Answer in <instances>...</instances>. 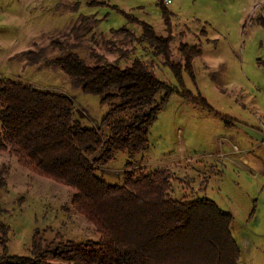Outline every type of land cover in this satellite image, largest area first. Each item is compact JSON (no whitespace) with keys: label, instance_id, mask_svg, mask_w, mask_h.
<instances>
[{"label":"rangeland","instance_id":"374dc122","mask_svg":"<svg viewBox=\"0 0 264 264\" xmlns=\"http://www.w3.org/2000/svg\"><path fill=\"white\" fill-rule=\"evenodd\" d=\"M159 1L107 0L105 4L89 5L88 0H0V77L65 92L75 100V116L88 126L100 127L110 103L102 104L100 96L82 91L55 66L31 64L25 58L9 60L8 56L48 45L52 38L70 31L80 13H92L101 19L99 26L84 37L77 49L87 62L93 63L94 49L110 60L122 57L121 65L129 64L134 53L151 64L161 79L179 85L163 56L155 54L148 44L138 40L124 43L122 35L110 31L127 24L136 33L141 32L140 26L129 22L114 7L117 5L152 23L157 32L168 34ZM71 4L77 9H71ZM164 5L173 13V59L182 58L178 50L182 41L199 44L202 49L192 62L195 78L183 71L185 85L206 96L217 110L242 122L236 123L239 134L223 130L225 126L218 114L174 93L150 128L149 145L135 156L141 160L137 167L147 171L154 166H167L176 175L175 197L209 196L230 210L235 218L233 233L243 253L239 264H264V182L228 161L222 167L219 161L204 158L214 150L220 133L234 135L239 143L233 142L232 146L238 150L248 140V144L258 139L257 143L262 142L264 0H166ZM106 40L129 50L132 56H123L118 48L109 49L112 44ZM60 52L51 47L48 53L54 56ZM109 130L110 126H102L104 134ZM179 153L185 159L167 160ZM198 155L205 164L196 165L194 156ZM129 158L127 150H118L99 173L110 182L122 183ZM179 160L182 161L178 163ZM0 169L7 171L0 195L6 212L0 218L10 226V252L30 254L36 230L41 231L44 240L99 238L93 224L66 209L72 188L30 171L8 150L0 149ZM2 238L0 232V251Z\"/></svg>","mask_w":264,"mask_h":264},{"label":"trees","instance_id":"16d2710c","mask_svg":"<svg viewBox=\"0 0 264 264\" xmlns=\"http://www.w3.org/2000/svg\"><path fill=\"white\" fill-rule=\"evenodd\" d=\"M105 3L107 0H88L89 5ZM164 3L166 0L159 1L168 34L157 32L152 23L117 5L114 7L140 26L141 32L127 24L110 31L122 35L124 43L138 40L148 44L163 56L179 85L161 79L151 64L134 53L129 64L121 65L122 57L110 60L94 49L93 63L87 62L77 49L99 26L101 19L92 13H80L65 37H54L46 46L8 57L55 66L82 91L98 95L102 104L112 106L100 127L88 126L75 116V100L67 93L0 77V149L14 154L30 171L72 188L66 209L79 213L99 234L97 239L44 240L36 230L31 253L19 254L10 252V226L0 218V264H239L242 250L233 233L230 210L209 196L175 197L176 175L167 166L147 171L137 167L141 160L135 156L149 145L150 128L174 93L218 114L227 126L238 122L185 85L183 71L195 78L192 62L202 49L182 41L178 46L182 58L173 59V13ZM75 4L70 8L76 10ZM106 43L112 44L109 49H119L113 41ZM51 47L61 52L49 56ZM119 50L123 56L129 55V50ZM105 125L110 126L106 134L102 132ZM118 150H127L130 158L123 182L113 183L99 172ZM6 174V169H0V195ZM5 212L0 199V215Z\"/></svg>","mask_w":264,"mask_h":264},{"label":"crops","instance_id":"0c3cea01","mask_svg":"<svg viewBox=\"0 0 264 264\" xmlns=\"http://www.w3.org/2000/svg\"><path fill=\"white\" fill-rule=\"evenodd\" d=\"M239 122H242V121H238L236 123H239ZM222 123L225 126L223 130L227 129L228 131H232L234 134H239L238 131L235 130L236 124L227 126L225 125L223 120H222ZM217 136L218 138L216 140V143H214V150L211 151L209 154L204 155V158L206 157L213 158L219 161V163L222 164V167L227 166V161H228L230 162V164L237 165L238 167H241L242 169H245L246 171H248V173L252 174L253 176L260 178V182L261 181L264 182V135L262 136V142L260 143H257L259 141L258 139L255 142H252L251 144H248L249 140L246 141L245 143H242L241 145L239 144L240 150L234 149V147L232 146L233 142L239 143L234 137V135H226V134L220 133ZM200 157L201 155L194 156V161L197 162L196 165L201 166L203 161L202 159L198 160ZM180 158L185 159V155L183 153H179L177 156L172 157L167 160H169V162H174L175 160L180 159ZM143 160L149 161L146 159H143ZM181 161L182 160H179L178 163ZM262 189H264V187Z\"/></svg>","mask_w":264,"mask_h":264},{"label":"built area","instance_id":"2783aa9c","mask_svg":"<svg viewBox=\"0 0 264 264\" xmlns=\"http://www.w3.org/2000/svg\"><path fill=\"white\" fill-rule=\"evenodd\" d=\"M233 147H235V149H239V147H236V146H233Z\"/></svg>","mask_w":264,"mask_h":264}]
</instances>
